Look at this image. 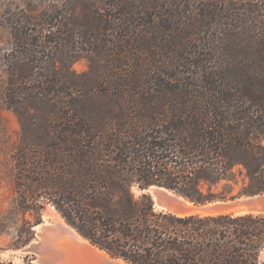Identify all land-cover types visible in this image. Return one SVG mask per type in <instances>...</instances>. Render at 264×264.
<instances>
[{
	"label": "trees",
	"instance_id": "1",
	"mask_svg": "<svg viewBox=\"0 0 264 264\" xmlns=\"http://www.w3.org/2000/svg\"><path fill=\"white\" fill-rule=\"evenodd\" d=\"M172 1L171 26L162 27L183 31L185 42L170 40V49L183 47L184 53L164 64L158 77L152 67H132V76L125 63H114L106 67L111 81L70 77L34 85L38 94L27 104L47 112L20 113L21 138L13 151L17 205L39 211L51 203L92 244L130 264H264V214H178L157 208L142 191L163 185L203 204L264 190V0ZM94 9L81 27L83 38L92 43L107 35L117 46L105 47L110 39H101L106 44L92 49L91 58L126 55L115 18L102 24ZM217 31L226 40H215ZM200 35L214 50L184 76L176 69L186 55H199L192 46ZM93 68L105 70L99 62ZM20 84L7 85L9 98L28 91Z\"/></svg>",
	"mask_w": 264,
	"mask_h": 264
},
{
	"label": "rangeland",
	"instance_id": "2",
	"mask_svg": "<svg viewBox=\"0 0 264 264\" xmlns=\"http://www.w3.org/2000/svg\"><path fill=\"white\" fill-rule=\"evenodd\" d=\"M112 1L0 0V264H42L38 259L39 254L26 248L31 242L36 244L40 241L39 235L35 234L36 225L45 224L46 220L52 222L48 213L53 208L57 211L51 203H43L39 211H25L17 205L16 160L13 151L21 138L20 113L34 116L47 112L40 111L38 104H27V99L31 95L38 94V89L34 85L44 79L61 82L70 77L84 79L99 76L103 82L111 81L114 75L106 73V67L110 68L108 65L114 63L118 65L125 63L127 74L131 72L132 76L134 74L132 70L139 64L152 67L154 76L158 77V72L166 69L164 64L179 62L180 58L175 55L182 56L184 53L183 47L170 49V40H176L178 43L185 42L182 39L183 31L174 29L165 32L162 27V25L171 26L168 17L170 7L173 5L172 0H122L124 3L120 8L126 9L125 11L129 13L126 15H123V11L121 13L120 8H112L110 6ZM174 1L182 6L181 1ZM99 3L102 9H98ZM95 7L97 8L94 9ZM93 9L95 17L101 16L102 24L108 18H115L114 21H117L121 27L116 31L115 37L125 41L123 43L128 49L126 55L116 51L111 54L105 52L99 61L91 58L90 55L96 54L92 49L104 47L106 44L105 40L101 39H110L108 42L110 45L106 44L105 47L117 46L111 42L115 39L105 34L99 41L92 43L83 38L82 33L85 29L81 27L90 21ZM175 21L186 23L189 19L177 17ZM50 22L52 26L48 24ZM157 22L160 24L158 28ZM123 25H128L126 31L122 29ZM180 27L182 26L178 25V28ZM63 30L64 33H62ZM75 31L81 33V36L73 37ZM213 34V38L218 41L223 37L227 38L226 35L219 34V31ZM58 36L63 37L64 40H59ZM232 36L235 35L232 34ZM55 37L56 42H51L50 40ZM198 37L201 39L199 45L195 43L196 46L193 45L192 48L198 51L199 55L195 58L186 55L184 63H187L176 69L183 71L184 76L191 77L192 74L189 75L186 72L194 73L196 69L189 65L198 59L200 63L208 62L209 53L214 50L208 44H203L202 35ZM224 40L226 39L222 41ZM120 45L118 47H121ZM172 51H174L173 56L170 54ZM224 56L221 55L220 58ZM93 62L103 64L105 70L99 73L96 68H93L97 65ZM176 70L167 69L166 71L175 72ZM121 73L123 75L124 70L118 71V75ZM15 80L20 81V87L27 86L29 89L26 87L28 91L23 90L21 95L9 98L5 88ZM104 88L105 85L99 87L100 90ZM59 89L58 84L57 91ZM134 189L136 193L140 192Z\"/></svg>",
	"mask_w": 264,
	"mask_h": 264
},
{
	"label": "bare ground",
	"instance_id": "3",
	"mask_svg": "<svg viewBox=\"0 0 264 264\" xmlns=\"http://www.w3.org/2000/svg\"><path fill=\"white\" fill-rule=\"evenodd\" d=\"M234 212H242L240 208ZM190 213V212H189ZM200 213H216L200 211ZM52 222L37 225L40 237L39 261L42 264H63L64 259L77 264H96L99 260L109 259L108 254L100 248L89 244V241L80 235L62 216L53 208L48 213ZM62 258V259H61ZM60 260V262H59ZM119 261L120 259H113Z\"/></svg>",
	"mask_w": 264,
	"mask_h": 264
},
{
	"label": "water",
	"instance_id": "4",
	"mask_svg": "<svg viewBox=\"0 0 264 264\" xmlns=\"http://www.w3.org/2000/svg\"><path fill=\"white\" fill-rule=\"evenodd\" d=\"M142 191H147L151 194L154 200V205L157 208H161V209L175 212L178 214H181V213L187 214L189 212L198 213L200 211L216 212V213H220L224 211L234 212L233 209L235 208H240L242 212H254V213L264 214V190L254 193V194H250V195H243L240 197H235V198L226 199V200H215V201H211V202H207L203 204L195 203L191 201L188 197L180 193L179 191L163 186V185L154 184ZM206 214H214V213H206ZM37 225H39V223ZM35 234L38 236L37 230L35 231ZM89 244H91L94 247L99 248L98 246L92 244L90 241H89ZM26 249L35 251L38 254L40 253L39 244H35L34 242H31ZM102 250L105 251L104 249ZM105 252L108 254L110 258L104 261L99 260L96 264H130L126 262L125 260H123L122 258L112 256L107 251ZM263 256H264V249L262 251L261 257L263 258ZM113 259H120V260L117 261ZM62 261H63V264H74V263L68 262L66 259ZM75 263L77 264L78 262H75Z\"/></svg>",
	"mask_w": 264,
	"mask_h": 264
}]
</instances>
